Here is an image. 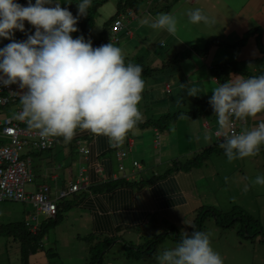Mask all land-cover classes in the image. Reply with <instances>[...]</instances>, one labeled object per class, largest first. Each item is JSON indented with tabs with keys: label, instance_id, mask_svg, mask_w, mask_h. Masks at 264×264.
I'll return each mask as SVG.
<instances>
[{
	"label": "clouds",
	"instance_id": "1",
	"mask_svg": "<svg viewBox=\"0 0 264 264\" xmlns=\"http://www.w3.org/2000/svg\"><path fill=\"white\" fill-rule=\"evenodd\" d=\"M141 2L150 6L153 0ZM92 3L93 0H35L34 3L33 0H27L25 6L18 0H0V42L3 39L11 41L0 47V87L12 85L16 91L14 99L0 104V116L26 122L25 125L38 131L42 141L46 142L50 137L57 138L56 146L60 137L70 142L75 134L80 135V130H86L88 138L77 139V152L81 157H88L89 154L87 145V154L80 153L81 145L96 135L105 136L109 141V149H116L119 171L125 172V159L133 146L132 139L127 135L142 122L139 103L145 90L143 78L147 76H142L143 66L135 59L132 63H125L122 48L112 43L121 41L122 37H129L132 32H122L123 29L120 33L124 35L120 37L118 33L117 41H112L111 35L116 20L122 19L125 28L138 17L141 8L139 4V8L127 6L120 12L117 10L110 18L115 16L107 33L93 44L90 38L85 39L84 33L75 38L72 36V33L78 32L77 24H80L82 16L88 14ZM62 4L77 5V15L68 9L69 6L62 7ZM188 18L193 24L216 23L215 19L205 15L199 8L190 10ZM26 21L33 26L34 33L26 29ZM141 23L172 36H176L178 31V19L170 13H158L154 19H144ZM17 31L24 33L27 38L16 40ZM159 44L163 47L165 42L159 40ZM163 86L165 93L171 92L169 82H164ZM184 87L188 96L200 94L195 86ZM19 89L22 90L20 95ZM211 89L213 94L209 104L217 116L220 131L216 135L223 138H219V147L224 150L227 161L231 163L258 155L261 146H264V120L244 131L238 127L237 119L254 118L264 112V74L248 78L232 74L226 82ZM1 95L8 96L5 91ZM11 105L15 106V114L9 116L7 109ZM232 119H235L237 129L242 132L228 131ZM2 129L0 124V134ZM160 135L156 133L157 144ZM7 143V138L0 137V147ZM118 151L125 152L123 160H119ZM20 158L28 165L31 162V159L25 160L21 153ZM141 164L133 161L134 170L140 169ZM120 165H123V169H120ZM96 166L102 167L99 163ZM82 167L87 171V166ZM79 173L80 170L72 183L77 181ZM124 176L127 177L126 174ZM34 177L37 179L36 174ZM225 179L227 181V177ZM253 183L264 186V174L257 175ZM244 190H248L247 185ZM76 192L60 198L58 206L62 199ZM1 201L30 204L14 200ZM58 211L55 217L42 220L38 232L44 223L57 217ZM31 212L33 210L23 220L25 226V220ZM190 226L193 228L191 233L182 230L180 240L174 247L166 248L156 255V264H224L221 255L211 245L210 234ZM130 245V248H138L134 244Z\"/></svg>",
	"mask_w": 264,
	"mask_h": 264
},
{
	"label": "crops",
	"instance_id": "2",
	"mask_svg": "<svg viewBox=\"0 0 264 264\" xmlns=\"http://www.w3.org/2000/svg\"><path fill=\"white\" fill-rule=\"evenodd\" d=\"M18 2L22 5H27V0H18ZM34 2L35 0H33ZM178 2H181L182 5L171 6L166 9L160 7L164 3L161 5L157 4L156 7L153 6V3L150 6H147L144 2L140 3L141 9L138 14L140 18L135 20V22L140 27L137 30V35L141 30L144 32L143 35H145V37L140 35L141 41L148 42L151 39L148 32H157L156 36L161 33V31L153 30L149 26L142 25L141 23L144 19H154L158 13H170L179 20L181 17L187 18L190 10L199 8L203 12H206L210 4H212L214 9H222L226 19L225 31L221 30L215 33L210 29L209 24H205L210 29V31L205 32L211 42L205 54L197 51L195 54L188 55L185 61L174 63L176 66L174 69L176 70L175 76L178 75V78L181 80L177 85L178 91L185 89L184 85L195 86L199 89L200 94L198 96H190V98L196 100V103L201 104L203 102L207 104L213 94L211 88L220 84L216 79V75L213 74L216 67L233 63L238 69L232 71L230 75H244L245 78L263 74L264 0H178ZM61 6L67 7L69 5L62 4ZM25 26L26 29H31L34 33L35 29L27 21L25 22ZM147 29H151V31ZM256 29H259L258 33L249 37L248 35L246 36L248 32ZM131 32L132 35H129L128 38L134 39L135 33L132 29ZM163 32L165 33L159 37V40L165 42L164 46H166L167 42L166 37L169 36L172 38L174 45H178V42L180 43L184 40L182 36H172L166 31ZM74 36L77 37L76 34ZM89 36L91 39L95 36L97 38L96 40H98L103 34L102 31L94 33L91 30ZM245 36L247 39L242 43ZM26 38V35L20 31L15 33L16 40H24ZM10 42L8 39H3L0 42V47ZM192 42L188 41V43ZM150 44L144 45V47L146 51H150L148 56L150 58L153 57L151 60L156 62L158 67L159 63L157 61V54H155L156 50L152 49ZM159 45L157 43V46ZM173 51L176 52V56H179L177 55V50ZM185 70H187V73L184 72ZM143 79L146 82L144 99L148 95L150 97L149 100L146 99L149 103H144L141 109L139 106L142 113V122H145L148 117L163 115V113H166L167 108L163 106L148 116L144 113V107H148L155 101L158 102L156 96L159 92L156 86L148 80V76ZM166 82H169L171 88V92L169 93H172L175 79L173 81L168 79ZM206 83L211 85L210 91L208 92L202 89V85ZM162 90L164 91V86H162ZM184 99L185 96L181 94V97L177 99L178 106H181ZM183 111H189L190 115L187 116L190 118H181V120L187 118V120H184L185 127L182 133H180L179 124L175 121V123L172 122V125L167 127L168 133L165 136H162V132L160 133L162 126L157 124L147 126L138 124L136 129L128 133L127 136L132 139L133 146L128 157L125 159V172L116 170L118 161L114 152L109 149L108 138L106 141H103L102 135H96L95 138H89L86 141L85 145L89 146V154L88 157L83 156L80 159L79 167L87 166L88 184L82 190L84 192L83 197H80L82 191L79 194H71V196L73 195V199L75 198V205L73 206L75 210L70 217H67V220L62 219V221H66L65 225H67V229L65 232L68 238H70L68 242L67 237H65L63 239L64 242L68 244L71 242L77 243L79 246L82 245V251H88L89 244L86 243L87 240L84 236L87 237L91 234L96 236L94 243H98L107 237L112 239L116 238L115 243L122 242L125 241L124 236H126L130 239L129 241L139 247L149 242L155 236H160L158 232L169 226L170 230L168 233L173 229H178V227L190 229V225H192L199 215L201 207L206 205L203 200V190L207 184L199 183L198 179H221V186L222 183L225 186L224 180L226 177L221 176L223 172L217 167L221 165L222 161L225 162L223 159L226 156L221 153L219 156L209 159V161H214L215 163L213 173L202 172V169H205L206 166L187 171L175 170L173 165L162 168L164 161L167 162L166 157L170 153L171 147L176 149L178 155L185 158L181 151L187 150L193 152L195 155L203 148H209L213 144L220 143L219 137L216 135L220 131L217 116L214 114L211 106L206 108V105H202L201 107L196 105L186 108ZM193 112H197L198 114H192ZM262 120H264V112L258 113L254 118L237 119V123L242 127L239 128L245 131L257 126ZM149 127H152V131L149 130ZM157 132L161 134L158 144L157 138L153 137V133L156 134ZM60 138L56 148L60 149L59 152H61L62 156L64 154L63 159L56 157V160L59 161L58 165L54 167V162L53 165H49L51 172H43L45 175H40L36 179L41 182H38L35 187L50 180V183L55 184L57 192L62 188H66L71 181L76 180L78 175L76 177L73 176L72 167L66 166L64 168L61 161L66 158L70 148L78 145V138H88L86 130H80V135L75 134L70 142L65 141L62 137ZM151 144L153 149L156 150L155 152L149 149ZM92 148L93 152L91 153L90 150ZM76 153L78 154L77 151ZM73 154L75 155V152ZM78 156L80 158L79 154ZM133 161L142 163V167L134 170ZM97 163L102 166L99 170L96 166ZM157 168L162 169V173L157 172ZM225 171L226 173L224 174L227 176L229 170L225 169ZM125 174L127 177L124 176ZM121 178L125 179L128 183H125V185L118 184L116 186L110 183L115 179ZM104 183L109 185L107 189H102V191L96 193L92 192L94 186L104 185ZM50 186L52 187V184ZM19 204L21 203L12 201L0 202V229L2 226L6 227L9 223L23 222L28 209L20 213ZM22 204L26 208L29 205ZM163 223L164 227L162 228L161 224ZM141 238H146L144 243H141ZM64 242L62 243L65 245ZM130 247L131 245H129ZM146 249L150 248L148 247ZM81 256L82 258L87 257L86 254H82ZM32 261L46 262L47 260L44 253H41L35 259H32Z\"/></svg>",
	"mask_w": 264,
	"mask_h": 264
},
{
	"label": "rangeland",
	"instance_id": "3",
	"mask_svg": "<svg viewBox=\"0 0 264 264\" xmlns=\"http://www.w3.org/2000/svg\"><path fill=\"white\" fill-rule=\"evenodd\" d=\"M119 1L120 0H107L97 6V9H95V12L93 13L96 21H93L91 24V30L94 31V33L105 30L107 21H110V18L118 10L117 6ZM171 3L173 7L182 5L181 2H178V0L171 1ZM213 7L214 6L210 4L206 12H204L205 15L207 14V16H210V18H213L216 21L214 25H210V29L215 33L220 32L221 30L225 31L224 26L226 19L223 11L220 8L214 9ZM139 18L140 16L135 20H138ZM135 20H133L122 31L130 32L132 29V31L135 33V38L129 39L128 37H122L120 39L121 41L112 43L122 48L125 56V63H132V60L135 59L143 66V70L149 71L151 73L148 76V80L156 86V89L159 92V94L157 93V96L155 95L158 102L155 101L148 107H144V113H146L148 116L155 110L166 106L167 111L166 113H163V115L171 114L173 115V118L172 116H168L164 117V119L160 118L159 120L162 123H164V121H167L168 118H172L175 120L168 119L169 125L166 127H162L160 133L162 132V136H165V134L168 133L167 127L172 125L171 122L174 121L179 124V129L181 130L180 133H182L185 127L184 120H187V118L183 120H181V118L188 117L187 115H190L189 111L183 110H185L186 108H190L191 106L197 105L201 107L202 105L206 104H204L203 102L201 104L196 103V100L190 98V96L187 95L185 89H180L178 91L177 85L181 80L178 78V75L175 76L176 70L174 69L176 66L174 65V63H176L177 61L179 63H181V61H185L188 55L195 54L197 51L205 54L208 51L209 46L211 45L209 37L208 35H206L205 31H210V29L207 28L205 23L203 22L199 24H193L189 21L188 17H181L178 20L179 29L176 35L180 37L182 36V38L184 39L183 42H178V45H174L172 42V38H170V36L168 35L169 37H166V46L160 47L157 46V43L159 44V37L165 32L161 31V33L157 36V32H148L152 40L150 39L148 42L141 41L140 35H143L144 32H142L141 30L140 32H138L139 36L137 35V30L140 27L138 26V23L135 22ZM77 27L78 32L72 33L73 37H75V34L77 36L83 35L82 26H80V24H77ZM147 30L151 31V29ZM123 35V33H120L119 36L121 37ZM143 37H145V35H143ZM93 39L96 41L97 38L93 36ZM150 41L152 42L151 44ZM188 41L193 42L188 43ZM110 42L111 41H109L108 43ZM147 44H150L151 48L156 50L155 54H157L156 56L158 57V67L156 65V62L151 60V58L153 57L150 58L148 56V54H150V51H146V48L144 47V45L146 46ZM173 50H177V55H179L178 57H176V52H174ZM184 72L187 73V70H185ZM168 79L172 81L173 79H175L172 93H165L162 90L163 82H166ZM210 86L211 85L209 83L203 84L202 89H204L205 92H208L210 91ZM21 91L22 90L19 89V95L21 94ZM181 94L185 96V99L181 103V106H178L177 99L181 97ZM142 96L143 98L139 103L140 109L143 107L144 103L147 104V100H149L150 98L148 95L147 98L145 97L144 99V92ZM207 107L208 106L206 105V108ZM179 111L182 113L180 115H176V113H178ZM7 114L9 116L15 114L14 105L8 107ZM163 115H156L155 118H159ZM238 127L242 128L240 125H238ZM24 128L32 129L28 125H25ZM149 130L152 131V127H149ZM153 137L156 138V134L153 133ZM216 145L217 144H213L212 146L215 147ZM149 149L153 150V152L156 151L155 149H153L152 144L149 146ZM59 151V148H55L52 150L39 152L37 149L33 148L31 144H25L20 150V153L25 160L31 159L29 166L31 167V169H33V172L34 174H36L37 178H39L40 175H45L43 174V172H51V169H49V165H53V162L55 163L54 167L58 165L59 161L56 160V157H58L59 159H63L64 154L62 156L61 152ZM76 151L77 146L74 145L69 149L66 158L61 161L64 168L66 166L72 167V173L74 174V177L78 175V172L80 170V159L83 157L82 156L79 158L78 155L75 156L73 153L75 152L76 154ZM181 153L185 158H183V156L181 155H178L176 149L171 147L170 153L166 157L167 162L164 161L162 168L173 165L174 163L177 164L178 162L185 163V161H188V159L190 160L194 157V153L187 150L181 151ZM149 154L151 155L150 152ZM215 156H219V154L215 153L209 159ZM223 160L225 162L222 161L221 165L217 168H219L221 172H223L221 173L222 177H227V181L226 179L224 180V183L226 184L225 186L223 185V183L221 186V179H198L199 183L207 184L203 190L204 203L207 206L216 208L219 217L217 220L212 214L210 218H204V222H201L204 223L202 231L210 234L211 245L213 249L221 255L224 264H264V186L255 185L253 183L257 175L264 174V146H261L260 152L256 156L246 157L243 160L237 159V161L234 160L231 163L227 161V158H224ZM203 167H205V169H202V172L213 173V170L215 169V163L214 161H209L208 164H204ZM225 169L229 170L227 176L226 174H224L226 173ZM116 170H119L118 167H116ZM157 172L162 173V169L157 168ZM47 181V184H52V197L54 198L57 195L55 184L50 183V180ZM38 182L41 181L34 179L33 183H27V191H35L37 188L35 186ZM246 185L248 186L247 191L244 190ZM27 206L28 207L26 208L22 203L19 204L18 207L21 211L20 213H22L23 211L25 212L26 209H28L26 213L33 210L32 204H29ZM74 210V207L65 209V211H63V218L67 220V217H70ZM234 210H242L244 212H247L248 214H250L249 216L253 219V222L258 220L262 226L259 232L255 233V231L257 230V226H252V229H250V235L252 236H248V233L245 231V227L242 226L243 223H241L240 220L235 222L230 227H225L226 224H229V218L231 217L230 213ZM239 216L240 214L235 213L233 214L232 219H238ZM253 222L252 224H254ZM65 223L66 221H62L58 224L50 225L48 227L47 234L43 239L44 245L47 248H52L53 253H57V255L54 257L53 264H88L90 256L92 257V254L88 251H85L87 253V257L82 258L81 255L84 253V251H82V245L79 246L74 242H71L70 244L66 243L65 245L62 243L65 237H67L68 242L70 241V238H68V235L65 232L67 229V225H65ZM198 226L199 225H197L196 227ZM161 227H164V223L161 224ZM63 228L65 229L63 230ZM169 228L170 226L158 232L159 235H162L163 239L160 240L161 242L158 246H152V250L157 248L153 253L151 252L148 255L145 254L140 258H134L130 254L134 253V251H137L138 248H129V245L133 243L129 241V238L124 236L125 241H119L116 243L112 242L109 248L101 256V264H156L155 257L159 252L163 251L166 248L174 247L179 242L180 238L176 239L178 232H180L181 234L182 230L189 233L193 231V229L191 228L185 229L178 227L173 235L172 233H168V231L170 230ZM145 239L146 238H141V243H144ZM86 243L89 242L86 241ZM134 246L138 247L135 244ZM143 246H145V244L139 247L142 248ZM97 251L98 248L95 247L93 249V252ZM36 256L37 255L31 256V260L35 259ZM0 264H24V261L21 258L19 244L14 243L13 237L9 234L3 233L1 230Z\"/></svg>",
	"mask_w": 264,
	"mask_h": 264
},
{
	"label": "trees",
	"instance_id": "4",
	"mask_svg": "<svg viewBox=\"0 0 264 264\" xmlns=\"http://www.w3.org/2000/svg\"><path fill=\"white\" fill-rule=\"evenodd\" d=\"M105 1H107V0L93 1L92 6L88 9V14L86 16L81 17L80 26H82V32L84 33L85 39H89V38L91 39V37L89 36V32L91 30V24L95 19L93 13L95 12V9H97V6L100 5L101 3H104ZM171 1H174V0H156V1L153 0V6L156 7L157 4L161 5L164 3L160 7L166 9V8H169L172 6ZM140 3H141V0H120L118 3V6H117L118 11L119 12L122 11L123 8L127 7V6L132 7V8H139ZM68 9L70 11H72L73 14L77 15V12H78L77 5L69 6ZM113 18L110 21H107L105 31L102 32L103 35H105L107 33L108 28L113 21ZM258 31H259V29L248 32L246 34V36L248 35V37H249L251 35H254V34L258 33ZM246 36L242 40V43L245 42V40L247 39ZM91 40H92L93 44H96L94 39H91ZM176 57H178V56H176ZM174 60H176V59H174ZM136 64H138V63H136ZM237 69H238V67L235 64L227 63L225 65L216 67L213 74L216 75V77L218 79L217 81L219 83H223V82H226V80L230 76V73L232 71H236ZM150 74L151 73L149 71L143 70L142 76H149ZM263 74H264V72H263ZM206 105L208 107H210L209 102ZM181 113L182 112L179 111L178 113H176V115H180ZM192 114H198V113L193 112ZM168 116H172V118H173V115H171V114H166V115H163L159 118L148 117L145 120V122H140L139 125L147 126V125H151V124H157L159 126L166 127L169 125L168 119H171V120H175V119L168 118L167 121H164V123H162L159 119L160 118L164 119V117H168ZM102 140L106 141L107 137L103 136ZM215 147L212 146L209 148H203L202 150L197 152L192 159H190V160L188 159V161H185V163H180V162H178L177 164L174 163L173 164L174 169L187 171V170H192L195 168H202L204 166V164H206L207 161H209V158L213 154H215V153L216 154H221V153L224 154V150L221 147H219V144H217ZM112 151L114 152V155H115L116 149H112ZM90 152L91 153L93 152V148L90 150ZM75 155L77 156L78 154L76 153ZM110 183L113 184L114 186H116L118 184L125 185V183H128V182H126L125 179L121 178V179H115ZM107 187H109V185L105 184V183H104V185L103 184L96 185L92 188V192H94V193L100 192V191H102V189L103 190L107 189ZM122 187H125V186H122ZM82 190L83 189L78 190L75 194H79ZM83 195H84V192L82 191L80 193V197H83ZM72 196L69 195V196L65 197L64 199H62V201L59 203V206H58L59 211H58L57 217L54 220H49L48 222L44 223L41 226L40 231L36 235L30 233L23 222L9 223L6 225V227L2 226V228L0 230L3 233H6V234H9L10 236H12L14 239V243L19 244L21 258L23 259L24 264H53L54 263L53 260H54V257L57 255V253H53L52 248H47L43 243V239H44L45 235L47 234V230H48V227L50 225H54V224H58L59 222H62L63 211H65V209L71 208L75 205V202H74L75 198L73 199ZM209 213H211V214H209ZM235 213L240 214L238 219H232V216ZM212 214L218 220L219 217H218V212H217L216 208H214L212 206H207V205L202 206L200 209L199 215L197 216V218L192 223V226H194V228H195L197 225H199L198 227H196V230L202 231L204 223H201V222H204V218H207V219L210 218ZM230 214H231V217L229 218V224H226L225 227L226 226L230 227L235 222L240 220L241 223H243L242 226L245 227L244 229L248 233V236H252V235H250L251 234L250 229H252V226H257V230L255 231V233H258L262 227L258 220L253 222V219L249 216L250 214H248L247 212H244L242 210H238V211L234 210ZM202 216H203V218H202ZM252 222L254 224H252ZM190 228L193 229L192 227H190ZM175 230H177V229H173L169 233H172L174 235ZM263 232H264V230H263ZM95 237L96 236H93L92 234L87 236V237L86 236L84 237L89 242L88 243L89 244L88 252L92 254V257L90 256L88 264H101V262H102L101 256L109 248V246L112 244V242H114V240H115V238L112 239V238L107 237L98 243H94ZM179 238H180V232H178V234L176 236V239H179ZM162 239H163L162 235L155 236L153 239H150L149 242H147L145 244V246H143L142 248L138 247L139 251L138 250L134 251V253H132L130 255L133 256L134 258H140V257L144 256L145 254L148 255L151 252L153 253L154 251H156L157 248L152 250V246H154V245L158 246L159 243L161 242L160 240H162ZM64 243L66 244V242H64ZM95 247L98 248L97 252H93V249ZM148 247L150 248L149 251H148V249H146ZM41 253H44L46 260H47L46 262H37V261L34 262L31 260V256H35V255H38ZM83 254H86V256H87V253L85 251ZM8 259H9V257H8Z\"/></svg>",
	"mask_w": 264,
	"mask_h": 264
},
{
	"label": "built area",
	"instance_id": "5",
	"mask_svg": "<svg viewBox=\"0 0 264 264\" xmlns=\"http://www.w3.org/2000/svg\"><path fill=\"white\" fill-rule=\"evenodd\" d=\"M123 29V20H116L112 29V41L118 40L117 35ZM166 87L168 88V84ZM4 91L7 92L8 96L1 95ZM15 96L16 91L12 85L0 87V99L3 101L0 104L7 103L9 99H14ZM0 120V124L3 126L0 137L7 138L8 142L0 147V200H14L32 204L33 212L29 213L25 224L31 232L37 233L42 220L56 216L60 198L87 185V171L86 168L82 167L77 181L75 183L70 182L68 189L60 190L54 198L48 184L39 185L33 192L27 191V183H33L35 177L30 166L20 158L19 150L25 144H31L38 150H49L56 146L58 139L50 137L46 142L42 141L37 130L25 129L23 125L26 122L16 120L14 117L0 116ZM231 125V129L228 131L242 132L237 129L235 119L231 120ZM219 138L223 139L222 137ZM79 151L81 154H87V146L81 145ZM124 156L125 152L118 151L119 160H123ZM97 169L99 170L100 167ZM120 169H123V165H120Z\"/></svg>",
	"mask_w": 264,
	"mask_h": 264
}]
</instances>
